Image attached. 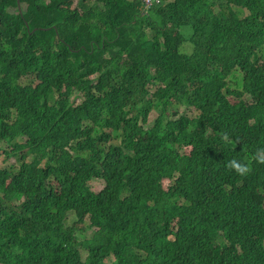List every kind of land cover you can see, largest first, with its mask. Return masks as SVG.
Returning a JSON list of instances; mask_svg holds the SVG:
<instances>
[{"label": "trees", "instance_id": "trees-1", "mask_svg": "<svg viewBox=\"0 0 264 264\" xmlns=\"http://www.w3.org/2000/svg\"><path fill=\"white\" fill-rule=\"evenodd\" d=\"M157 1L0 0V264H264V0Z\"/></svg>", "mask_w": 264, "mask_h": 264}, {"label": "rangeland", "instance_id": "rangeland-1", "mask_svg": "<svg viewBox=\"0 0 264 264\" xmlns=\"http://www.w3.org/2000/svg\"><path fill=\"white\" fill-rule=\"evenodd\" d=\"M63 7H66V8H69V9H74L76 7V1H72L70 3L64 4ZM234 9L237 10V11H239V13H240V15H241L242 18L248 15V11L243 10L242 8H239V7L236 8V6H234ZM95 79H98V77H95ZM80 102H81V100H77V104L80 103ZM233 103H234V100H233ZM180 115H181V113H180ZM157 117H158V113L156 111L152 112L150 114V118H149V125L154 124ZM178 117L179 116H177L175 118H178ZM115 143H117L116 140H115ZM0 147H2L3 149H5V148L8 147V144L1 143L0 144ZM2 148H0V165L2 167L9 166L10 163L3 164V162H2L3 159L5 158V155L3 153V149ZM28 160H26V161L28 162ZM91 186H92V188L94 190L102 191L105 188V182H104V180H101V179L100 180H96V181H94V182L91 183ZM164 186H165V188H167L168 181H165ZM68 219H69V222H72L75 219L74 214L73 213H70L69 216H68ZM76 222H77V224H79L78 226H82V228H83V229L78 228L77 231H76L80 238H89V237H91L94 234L95 229H91V228L88 229V228H86L85 223H83L81 220H77Z\"/></svg>", "mask_w": 264, "mask_h": 264}, {"label": "clouds", "instance_id": "clouds-1", "mask_svg": "<svg viewBox=\"0 0 264 264\" xmlns=\"http://www.w3.org/2000/svg\"><path fill=\"white\" fill-rule=\"evenodd\" d=\"M157 3H160V0H158ZM229 166L235 167L237 172H239L240 174H244L247 171L245 167L241 166L240 164H236L235 161L231 162Z\"/></svg>", "mask_w": 264, "mask_h": 264}, {"label": "built area", "instance_id": "built-area-1", "mask_svg": "<svg viewBox=\"0 0 264 264\" xmlns=\"http://www.w3.org/2000/svg\"><path fill=\"white\" fill-rule=\"evenodd\" d=\"M152 0H145L147 4H150Z\"/></svg>", "mask_w": 264, "mask_h": 264}, {"label": "water", "instance_id": "water-1", "mask_svg": "<svg viewBox=\"0 0 264 264\" xmlns=\"http://www.w3.org/2000/svg\"><path fill=\"white\" fill-rule=\"evenodd\" d=\"M18 5H19V7H20V0H18Z\"/></svg>", "mask_w": 264, "mask_h": 264}]
</instances>
